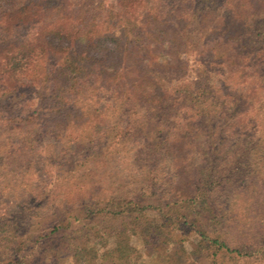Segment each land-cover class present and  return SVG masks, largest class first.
Masks as SVG:
<instances>
[{"label": "trees", "instance_id": "obj_1", "mask_svg": "<svg viewBox=\"0 0 264 264\" xmlns=\"http://www.w3.org/2000/svg\"><path fill=\"white\" fill-rule=\"evenodd\" d=\"M42 137L59 148L34 185ZM119 159L122 185L92 192ZM255 183L264 0H0V200L23 197L0 211V264H138L190 232L209 264H264V205L237 236L220 202Z\"/></svg>", "mask_w": 264, "mask_h": 264}, {"label": "rangeland", "instance_id": "obj_2", "mask_svg": "<svg viewBox=\"0 0 264 264\" xmlns=\"http://www.w3.org/2000/svg\"><path fill=\"white\" fill-rule=\"evenodd\" d=\"M106 99H108L106 97ZM105 99V101H106ZM30 110L29 107H25V112ZM241 138L237 137L236 142H240ZM49 142L52 145H54L55 151L58 150L59 146L58 143L52 141L51 138H43L41 139V143L37 144L36 148V154L34 155V171L35 176L33 175V184L38 185L42 184L47 181L48 179V168L46 166V162L44 160L45 155L48 152V147H46L45 143ZM233 146V145H232ZM136 147V144H132L130 148ZM117 157L119 155H116ZM94 168L92 170H96L97 172L92 174L90 177L93 181L88 185V188L90 190H93L92 192L99 194H106L107 191L111 192V190H117L122 183H121V176L127 169L125 163L122 160H116L112 162L109 166L104 167L103 170L100 168V163L97 165H93ZM118 169H120L118 171ZM123 169V170H122ZM130 171H128L129 173ZM127 174V171L125 172ZM90 178L86 179V181L90 180ZM93 184V185H91ZM94 189H93V187ZM120 190V189H119ZM235 195L230 196L228 194L224 195L220 202H224L223 209L225 211H229V217H230V223H229V229L228 232L232 235L239 236L242 231L248 230L247 228H250V221L251 220H242L241 225H244L243 227L238 228L236 226V223L243 218V210H247L246 215L251 216L253 215L254 211L261 212L263 210L264 205V183H258L254 184V186L247 188L245 191L242 190V188L234 187ZM241 191V192H240ZM250 199V200H249ZM23 200L22 195L18 196V198H12L9 196L2 197L0 200V211H11L14 209V206ZM258 203H260L261 207L258 209ZM223 210V211H224ZM169 228V227H167ZM169 232V231H167ZM196 235L193 233H189L188 235L180 236L177 234V243L174 247H170L171 245H161L159 246L155 251L154 255L146 256L144 253L142 255L141 261L138 264H209L210 259L208 258H200L199 256H193L189 254L188 252L193 247H199L198 243L196 242L197 238ZM131 244L136 247L139 251L143 250L142 243L134 236H131L130 238ZM234 244V243H232ZM181 247L179 248V246ZM169 247L174 251L178 249L179 253L176 257H171L169 254L170 250ZM183 248L186 250V253L181 254L180 251H183ZM143 252V251H141ZM194 257V258H193ZM220 264H222V260H219ZM235 262V261H234ZM232 259L227 258L223 264H235ZM51 264H82L81 262H76L73 260L70 255H64L63 259L61 260H52ZM244 264V263H242ZM252 264H263L261 262L259 263H252Z\"/></svg>", "mask_w": 264, "mask_h": 264}]
</instances>
